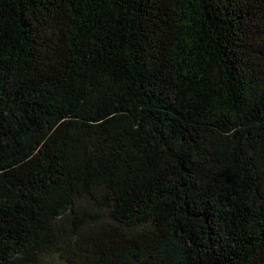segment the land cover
Segmentation results:
<instances>
[{
	"label": "trees",
	"instance_id": "trees-1",
	"mask_svg": "<svg viewBox=\"0 0 264 264\" xmlns=\"http://www.w3.org/2000/svg\"><path fill=\"white\" fill-rule=\"evenodd\" d=\"M0 264H264V0H0Z\"/></svg>",
	"mask_w": 264,
	"mask_h": 264
}]
</instances>
